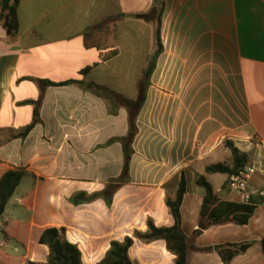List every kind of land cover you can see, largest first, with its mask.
Wrapping results in <instances>:
<instances>
[{"label":"crops","instance_id":"obj_1","mask_svg":"<svg viewBox=\"0 0 264 264\" xmlns=\"http://www.w3.org/2000/svg\"><path fill=\"white\" fill-rule=\"evenodd\" d=\"M154 3L19 0L16 32L0 22V179L26 172L0 218V264L45 262L47 228L64 229L84 264H96L112 240L145 232L148 219L172 226L165 199L181 172V228L199 249L188 264H264V0H164L159 40L155 21L138 17ZM132 114L122 180L120 140ZM226 141L255 169L246 225H211L201 213L199 176L219 202L242 204L229 176L205 173L230 161ZM117 180L109 207L70 202ZM133 241V264H175L163 241ZM244 243L222 261V247Z\"/></svg>","mask_w":264,"mask_h":264},{"label":"trees","instance_id":"obj_2","mask_svg":"<svg viewBox=\"0 0 264 264\" xmlns=\"http://www.w3.org/2000/svg\"><path fill=\"white\" fill-rule=\"evenodd\" d=\"M18 4L19 0H0V22H3V26L9 34L15 33L18 28ZM163 4L164 0H155L153 7L147 14L138 16L145 20L153 19L155 21V34L157 40H159L160 18ZM161 50L162 47L160 43H158L156 54L160 53ZM40 84L53 85L45 81L40 82ZM135 119L136 115L132 114L131 129L127 137L120 140L125 147L122 180H124L128 173V164L131 154L128 148L136 133ZM224 145L231 153L230 161L207 166L205 168V173L231 176L237 175L240 171L249 166L250 161L247 154L240 152L231 142L226 141ZM25 175L26 172L24 170L16 169L6 172L0 179V218L4 213L8 201L13 196L21 179ZM122 180L115 181V184H108L101 192L89 196H86L85 193L76 195L70 202L74 205H79L89 203L96 199H102L109 207L111 206L115 191L123 182ZM195 184L204 191L201 213H208V220L211 225H221L228 222H233L237 225H246L248 223L254 211L253 207L244 204L219 202L213 187L204 176H199ZM185 193L186 180L181 172L174 196H167L165 199V205L173 219L172 226L157 227L152 220L148 219L145 232L134 231L133 233V238L142 243H150L157 240L163 241L167 251L175 257V264H188L190 253L199 250L193 245V237L186 236L181 228L180 206ZM196 234H198V232H196ZM133 238L126 236L122 240H112L109 244V248L96 264H133L128 255L129 249L134 242ZM39 244L47 247V259L45 262H28L27 264H84L80 249L76 244L66 239L65 230L62 228L45 229L39 238ZM248 246L249 244L247 243L228 244L222 247L218 251V254L222 261L227 263L236 255L243 253Z\"/></svg>","mask_w":264,"mask_h":264},{"label":"built area","instance_id":"obj_3","mask_svg":"<svg viewBox=\"0 0 264 264\" xmlns=\"http://www.w3.org/2000/svg\"><path fill=\"white\" fill-rule=\"evenodd\" d=\"M255 172L253 167H246L240 171L237 175H231L228 177L227 187L231 191L236 192L239 195L240 202L247 204L250 198V193L247 191L248 179ZM259 195L264 198V191H260Z\"/></svg>","mask_w":264,"mask_h":264},{"label":"rangeland","instance_id":"obj_4","mask_svg":"<svg viewBox=\"0 0 264 264\" xmlns=\"http://www.w3.org/2000/svg\"><path fill=\"white\" fill-rule=\"evenodd\" d=\"M218 176H219V175H216V176L212 175V176H211V183L216 184V181L218 180ZM216 178H217V179H216ZM46 259H47V258H46Z\"/></svg>","mask_w":264,"mask_h":264}]
</instances>
